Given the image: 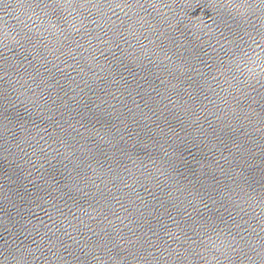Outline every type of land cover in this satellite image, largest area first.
I'll return each mask as SVG.
<instances>
[{"label":"water","instance_id":"1","mask_svg":"<svg viewBox=\"0 0 264 264\" xmlns=\"http://www.w3.org/2000/svg\"><path fill=\"white\" fill-rule=\"evenodd\" d=\"M0 264H264V0H0Z\"/></svg>","mask_w":264,"mask_h":264}]
</instances>
